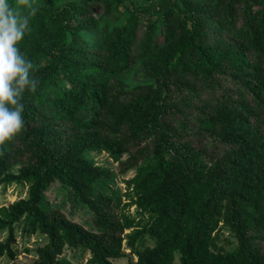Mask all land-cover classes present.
<instances>
[{
    "label": "trees",
    "instance_id": "obj_1",
    "mask_svg": "<svg viewBox=\"0 0 264 264\" xmlns=\"http://www.w3.org/2000/svg\"><path fill=\"white\" fill-rule=\"evenodd\" d=\"M126 3L10 0L29 17L18 47L40 83L25 93L23 131L0 147V186L29 183L28 198L0 220V257L22 226L47 240L35 264H70L68 252L86 264L127 258L130 224L114 221L110 199H91L108 173L85 154L101 150L134 171L133 197L151 216L126 236L136 264H264V0ZM125 13L121 27L98 29ZM152 46L163 52L157 62ZM140 62L148 79L130 89L121 77ZM53 182L91 214L86 228L44 201ZM219 224L237 242L231 252L216 247ZM144 237L154 246L137 251Z\"/></svg>",
    "mask_w": 264,
    "mask_h": 264
},
{
    "label": "rangeland",
    "instance_id": "obj_2",
    "mask_svg": "<svg viewBox=\"0 0 264 264\" xmlns=\"http://www.w3.org/2000/svg\"><path fill=\"white\" fill-rule=\"evenodd\" d=\"M19 1V0H18ZM43 0H30L31 7L41 5ZM54 6L60 7L68 3H72L75 0H52ZM151 0H127V7H143L147 5ZM22 8L23 6L21 4ZM98 17V16H97ZM127 13L124 14L120 22H114L111 17L105 19V22L99 24V28L103 24L109 23V28L114 29L121 27ZM99 35V30L91 34H86L85 37L89 42H95ZM162 49H156L152 46L150 56L153 57V61H159V58L163 54ZM146 69L142 62L138 63L133 69L125 73L121 80L131 89L139 85H143L147 81V75L144 72ZM86 159L93 164L94 167L103 169L108 173V176L101 178L92 190L91 199L94 201H104L110 199L111 204L108 205V210L111 217L119 225H123L124 222L130 224V229L124 230L121 235L122 245L121 250L127 258L116 261V264H136L137 258L132 254L131 249L128 246L126 236L131 235L136 231H142L144 228H148L152 222L151 216L148 212L142 211L136 204L137 198L133 197L132 185L130 181L135 179L136 174L134 171H128L123 174L120 169V164L115 162L106 152L101 150L90 151L85 154ZM124 160V159H123ZM13 175L19 174L18 168L15 167L11 170ZM29 195V183L28 182H12L10 184H3L0 186V220L3 219L4 213L10 209V207L19 203L22 200L28 198ZM44 201L49 204L55 210L61 211L71 222L79 224L86 228L89 225V219L91 214L83 211V209L76 207L73 201L72 192L69 188L59 184L58 182L51 183L45 194ZM106 205V203H105ZM14 241L11 245L10 254H6L0 257V264H35L38 260L37 249L42 247L46 243V238L38 233L30 234L28 230H24L22 226H16L14 228ZM216 236V247L220 253H227L233 251L237 242L234 239L231 232L223 227V224H219L217 231L214 233ZM8 238L7 231L0 232V245H5ZM154 246V242L144 237L141 240H137L135 243V249L137 251H143L147 248ZM12 256V257H10ZM69 258L70 264H86L88 257L83 258L75 257V253H66Z\"/></svg>",
    "mask_w": 264,
    "mask_h": 264
},
{
    "label": "clouds",
    "instance_id": "obj_3",
    "mask_svg": "<svg viewBox=\"0 0 264 264\" xmlns=\"http://www.w3.org/2000/svg\"><path fill=\"white\" fill-rule=\"evenodd\" d=\"M19 3L31 8L30 0ZM28 28L29 17L14 11L10 0H0V147L23 131L25 93L36 92L40 83L32 75V62L18 47Z\"/></svg>",
    "mask_w": 264,
    "mask_h": 264
}]
</instances>
